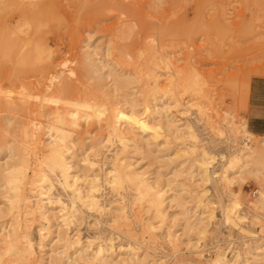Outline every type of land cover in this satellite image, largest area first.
Wrapping results in <instances>:
<instances>
[{
    "label": "rangeland",
    "instance_id": "1",
    "mask_svg": "<svg viewBox=\"0 0 264 264\" xmlns=\"http://www.w3.org/2000/svg\"><path fill=\"white\" fill-rule=\"evenodd\" d=\"M87 47L104 74L112 69L125 76L134 66L151 73L155 69L153 74L160 76L157 87L165 88L169 72L173 68L179 71L189 86L181 97L198 106L184 118L173 106L176 93L158 94L150 102L161 111L169 109L180 123L194 121L197 141L178 137L165 124L166 118L149 114L142 95L138 94L141 98H136L132 109L124 102L125 90L105 91L112 88L110 77L103 81L104 87H98L83 63L87 62ZM140 59L147 62L142 64ZM253 77H264V0H0V140L16 137L33 120L51 121L70 133L77 161L74 169L83 172L86 168L78 162L83 147L106 137L107 118L112 113L113 120L127 132L128 146L122 152L126 161L146 171L150 179L157 178L165 191L168 217L155 232V241L140 227L146 217L152 221L153 215L136 207L130 188L122 197L104 190L105 200L117 199L131 217L130 234L123 226V230H113L117 226L107 213L102 214L103 222L95 223L98 214L86 208L81 220L66 229L70 235L79 231L83 236L98 231L96 242L107 243L105 239L111 238L114 256L119 254L120 243L129 242L137 248L141 264H150L152 259L156 264H208L219 249L228 253L233 248L243 249L255 234H264V214L260 220H253L251 216L259 210L249 207L259 188H264V146L259 144L264 137L234 132L241 130V124L246 126L248 83ZM142 79L135 88L130 86L132 90L146 86L148 77L143 75ZM223 123L227 124L226 131L220 135L217 128ZM244 143L255 150L253 161L242 168L244 172L239 174L240 169H234L229 182L217 178L206 185L204 203L220 225L203 240L198 257L185 244L187 236L194 240L193 231L184 227L185 213L194 203L192 190L199 179L196 155L199 157L202 149L210 152L215 156L213 168L219 169L225 160L220 156ZM112 152L111 146L92 158L106 167ZM8 158V153H2L0 163ZM225 189L239 200L234 212L246 216L241 222L234 215L224 216L228 199ZM2 190L0 187V228L7 229L10 215ZM173 198L183 207L170 201ZM111 212L115 213L113 209ZM55 223L53 220L52 230L57 228ZM167 228L179 238L174 248L164 237ZM51 246H56L55 240ZM49 253L44 254L42 248L36 263L48 264ZM123 257L125 253L117 255L115 261ZM260 263L264 264V257Z\"/></svg>",
    "mask_w": 264,
    "mask_h": 264
},
{
    "label": "bare ground",
    "instance_id": "2",
    "mask_svg": "<svg viewBox=\"0 0 264 264\" xmlns=\"http://www.w3.org/2000/svg\"><path fill=\"white\" fill-rule=\"evenodd\" d=\"M87 48V51L84 52L87 62L83 63L86 72L94 75L91 77L98 87L101 85L104 87L103 81L106 80V77H110L112 88L107 87L105 91L125 90L124 102L129 103L132 109L136 106V98L140 97L138 94L142 95L140 98L145 104L144 106L149 108V114L157 113L161 115V118H166L164 119L165 124L168 128L173 129L178 137L182 139L187 137L193 142L197 141L198 134L193 126L194 121L189 122L188 120V123H180L179 119L176 120V117L175 119L170 115L169 109L161 111L157 107L155 108L156 103L151 105L150 102L152 98L155 101L158 94L176 93L177 96L173 98V106L186 118L185 114H188V111L197 104L191 103V100L184 102L181 97L188 91L189 86H186L185 78L179 74V71L173 70L175 68L172 67V71L169 72V85L159 88L157 87L159 81L157 77L160 76L156 77V73L153 74L157 64L153 65L154 70L150 66L153 73L148 69L142 70L144 67L134 66L126 71L127 75L125 76L112 69H108V73L104 74L101 72L102 66L96 64L93 51H90L89 47ZM150 59L147 58L149 61ZM144 61L146 60L143 59ZM149 61L148 64L151 62ZM138 62H142L141 59ZM156 62L159 63V61ZM137 65L139 64L137 63ZM157 74L159 73L157 72ZM143 75L148 77L145 80L146 86L132 90L130 86L133 85L135 88V85L143 83ZM196 79L198 78L196 77ZM191 82L198 85L196 80ZM194 87L196 86H193V89ZM198 88L200 87L198 86ZM152 119L155 120L156 117ZM30 123L28 127L22 128L16 137L0 140V155L6 152L9 157L4 163H0V187L3 189V199L10 215L7 229L0 228V264H37L36 259L42 248L44 254L50 252L47 257L48 264H141L142 260L134 244L120 243L117 246L118 252L120 255L125 253L126 257L115 261V257L119 254L113 255L111 238L105 239L107 243H103L95 241L98 238V231L86 236L81 235L79 231H75L72 235L66 232V229L70 228L72 224L81 220V212L83 208H86V210L98 214L99 218L94 221L95 223L103 222L102 214L107 213L108 219L117 226L113 230L119 231L118 228L123 226L125 232L130 234L132 232L131 217L127 215L125 208L117 199L106 201L104 198L105 189L123 196L125 191L130 188L133 190L131 191L133 192L131 200L136 207L153 215L152 221H149L151 217L148 216L147 220L140 223V227L143 233H148L151 241H155L153 239L155 232L162 228L168 217L165 203L167 197L165 191L159 186L157 178L150 179L146 171H139L133 167V163L126 161L127 157L122 154L129 141L125 128L113 120L111 113L107 118L106 137L83 147V157L78 162H82L86 169L81 172L74 169L77 161L73 155L74 143L69 132L61 126L52 124L51 121L33 120ZM5 124H7V120H5ZM223 124L222 127L217 128L220 135L226 131L224 128L227 127V124ZM240 127V131L235 129L234 132L252 134L245 124H241ZM44 135H46V139ZM259 144L264 146V141ZM111 146L112 159L108 165L106 167L97 165L98 159L96 160L92 156L96 157L102 154L105 149ZM193 153H195L194 150H191V154ZM253 153L255 150L247 143L235 147L233 151L229 150L227 155L220 156L221 159L225 157V160L220 164L221 168H217L219 175L217 169L213 168L215 161L213 154L202 149L199 157L196 155L197 159L194 161L199 169V174H197L199 179L196 187L192 190L195 193L194 203L191 210L185 213L184 227L186 231H193L194 240L187 236L185 244L191 246L198 257L201 256L202 248L200 246L203 240L208 236V233L220 225L219 221H215L213 212L204 203L203 198L208 192L206 185L217 178L229 182L230 171L234 169L237 171L240 169L239 174L244 172L242 168L253 161ZM224 192L228 196L227 203L223 206L224 216L234 215L235 219L241 222L246 216L234 212V204H237L239 200L233 197V193L229 189H225ZM170 201H174L176 206L183 207L177 198ZM170 207L172 206L170 205ZM249 207L252 210H259V214L256 212L251 216L253 220H260L263 217V187L259 188L258 197L251 201ZM54 209L56 210L54 211ZM111 209L115 213H112ZM53 220L56 221V230H52ZM164 237L166 242L173 245V248L176 247L174 245L177 240L179 241V238L174 236V232L170 228L166 229ZM54 240L56 246L52 247L51 244ZM180 242L183 243L182 240ZM263 257L264 234L259 232L243 249L233 248L229 250V253L227 250L219 249L215 252L214 257L208 259L207 263L259 264V259ZM41 259L44 257L41 256ZM145 263L148 264V262ZM150 264H156V260L152 259Z\"/></svg>",
    "mask_w": 264,
    "mask_h": 264
},
{
    "label": "crops",
    "instance_id": "3",
    "mask_svg": "<svg viewBox=\"0 0 264 264\" xmlns=\"http://www.w3.org/2000/svg\"><path fill=\"white\" fill-rule=\"evenodd\" d=\"M247 129L264 137V77L251 78L247 96Z\"/></svg>",
    "mask_w": 264,
    "mask_h": 264
}]
</instances>
